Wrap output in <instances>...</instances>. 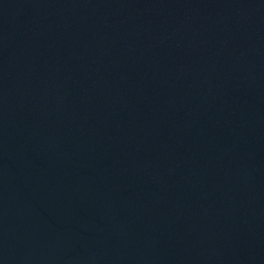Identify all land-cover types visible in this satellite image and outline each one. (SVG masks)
<instances>
[{
    "label": "water",
    "instance_id": "95a60500",
    "mask_svg": "<svg viewBox=\"0 0 264 264\" xmlns=\"http://www.w3.org/2000/svg\"><path fill=\"white\" fill-rule=\"evenodd\" d=\"M0 264H264V0H0Z\"/></svg>",
    "mask_w": 264,
    "mask_h": 264
}]
</instances>
